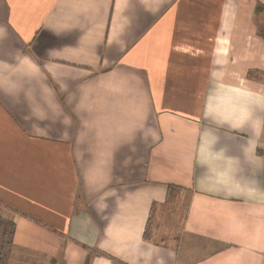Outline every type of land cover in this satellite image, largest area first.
<instances>
[{
	"label": "crops",
	"instance_id": "1",
	"mask_svg": "<svg viewBox=\"0 0 264 264\" xmlns=\"http://www.w3.org/2000/svg\"><path fill=\"white\" fill-rule=\"evenodd\" d=\"M0 264H264V0H0Z\"/></svg>",
	"mask_w": 264,
	"mask_h": 264
},
{
	"label": "rangeland",
	"instance_id": "2",
	"mask_svg": "<svg viewBox=\"0 0 264 264\" xmlns=\"http://www.w3.org/2000/svg\"><path fill=\"white\" fill-rule=\"evenodd\" d=\"M6 238V237H5Z\"/></svg>",
	"mask_w": 264,
	"mask_h": 264
}]
</instances>
